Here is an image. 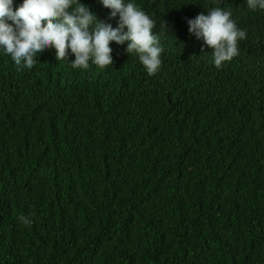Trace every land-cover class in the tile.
Here are the masks:
<instances>
[{"label":"trees","instance_id":"1","mask_svg":"<svg viewBox=\"0 0 264 264\" xmlns=\"http://www.w3.org/2000/svg\"><path fill=\"white\" fill-rule=\"evenodd\" d=\"M135 2L156 22L157 74L0 53V264H264V10ZM213 7L247 32L221 68L174 41Z\"/></svg>","mask_w":264,"mask_h":264},{"label":"clouds","instance_id":"2","mask_svg":"<svg viewBox=\"0 0 264 264\" xmlns=\"http://www.w3.org/2000/svg\"><path fill=\"white\" fill-rule=\"evenodd\" d=\"M245 3L252 11L264 10V0ZM231 17L230 10L213 7L187 20L191 36L180 32L174 41L188 44L194 37L203 56L210 48L215 67L221 68L239 55L238 42L247 35ZM155 27L135 0H0V53L21 69H32L37 57L55 49L59 61L68 60L69 54L75 57L73 68L86 70L91 63L103 69L114 60L132 57L151 76L160 70L164 51ZM174 51L190 55V49ZM20 220L32 223L27 216Z\"/></svg>","mask_w":264,"mask_h":264}]
</instances>
